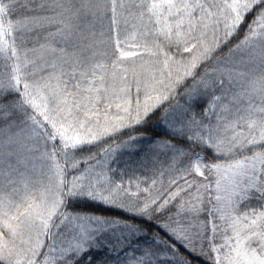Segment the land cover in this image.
I'll use <instances>...</instances> for the list:
<instances>
[{
	"label": "snow or ice",
	"instance_id": "1",
	"mask_svg": "<svg viewBox=\"0 0 264 264\" xmlns=\"http://www.w3.org/2000/svg\"><path fill=\"white\" fill-rule=\"evenodd\" d=\"M0 264H264V0H0Z\"/></svg>",
	"mask_w": 264,
	"mask_h": 264
}]
</instances>
